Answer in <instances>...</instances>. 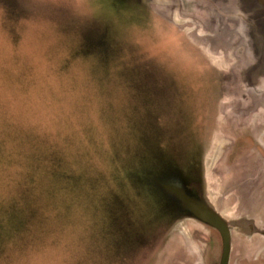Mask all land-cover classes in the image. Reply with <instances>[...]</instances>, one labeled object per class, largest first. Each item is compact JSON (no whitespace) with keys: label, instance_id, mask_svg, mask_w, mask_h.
I'll list each match as a JSON object with an SVG mask.
<instances>
[{"label":"rangeland","instance_id":"1","mask_svg":"<svg viewBox=\"0 0 264 264\" xmlns=\"http://www.w3.org/2000/svg\"><path fill=\"white\" fill-rule=\"evenodd\" d=\"M97 2L99 15L82 32L77 55L97 53L106 66L127 57L144 70L121 73L133 81L144 110L129 121V138L110 140L107 166L101 161L92 174L69 166L58 152L44 155L30 137L17 145L14 129L0 140V158L6 153L12 167L14 146L27 143L39 153L32 157L37 169L50 166L56 181L81 192L106 187L108 197L100 204L119 264H219V233L179 217L184 207L162 184L179 182L187 189L203 178L206 200L223 218L264 227V69L246 68L264 57V0H247L252 17L241 0ZM24 4L0 0L13 43L19 37L9 24L27 18ZM60 23L64 30L70 27L66 19ZM149 47L179 53L187 75L178 79L148 59ZM36 184L35 172L29 173L18 198L0 207V258L38 224L32 206L41 198ZM232 240L231 264H259L255 259L264 258V236L233 233Z\"/></svg>","mask_w":264,"mask_h":264},{"label":"clouds","instance_id":"2","mask_svg":"<svg viewBox=\"0 0 264 264\" xmlns=\"http://www.w3.org/2000/svg\"><path fill=\"white\" fill-rule=\"evenodd\" d=\"M24 7L27 18L9 24L19 37L16 43L3 26L0 9V140L14 129L17 145L30 137L44 155L58 152L69 166L92 174L101 161L107 166L109 141L128 139L129 121L143 115L133 81L121 73L144 70L127 57L106 66L97 53L77 55L84 45L82 32L99 15L97 0H25ZM62 18L70 25L67 30ZM146 50L148 59L155 58L178 79L187 75L179 53ZM14 152L12 167L6 153L0 158V207L7 209L26 176L35 172L33 187L41 198L32 206L38 224L0 264H119L100 204L108 197L107 188L73 189L56 181L50 166L37 169L35 148L24 143L14 146ZM65 208L70 210L65 213Z\"/></svg>","mask_w":264,"mask_h":264},{"label":"water","instance_id":"3","mask_svg":"<svg viewBox=\"0 0 264 264\" xmlns=\"http://www.w3.org/2000/svg\"><path fill=\"white\" fill-rule=\"evenodd\" d=\"M162 187L167 193L174 195L180 201L185 211H188L193 218L203 224L217 230L222 241V253L220 264H230L232 253V235L230 222L218 211L209 201L196 200L188 194L182 183H163ZM207 191V190H206Z\"/></svg>","mask_w":264,"mask_h":264},{"label":"flooded vegetation","instance_id":"4","mask_svg":"<svg viewBox=\"0 0 264 264\" xmlns=\"http://www.w3.org/2000/svg\"><path fill=\"white\" fill-rule=\"evenodd\" d=\"M241 1L243 3V7L248 12V16L252 17L251 16L252 15L251 14L252 10H251V8L248 5L249 2H247V0H241ZM250 19H252V18H250ZM263 28H264L263 25H261L260 29L262 30ZM247 48H248V46H247ZM248 65L249 66H246V68L251 69V70L255 69V71H259V68L264 69V57H262L260 64L250 62ZM190 185H188L187 189H186L188 194L192 195V197L196 198V200H202L203 201V200L207 199L205 187H204V184H203V178H202L201 183L197 184L196 187L193 185V183H192L191 187H190ZM178 216L179 217L183 216V218L192 219V220H195V221H197L199 223H202L201 221H198L195 218H193L192 215L188 211H185L183 213H179ZM202 225L210 227V226H208L206 224H203V223H202ZM230 228L233 231V233H235L236 236L239 237V238H246V236H248V235H254V236L261 235V236H264V227H258V224H256L255 222H251V221L248 222V225H244L242 227L239 224H237V221H230ZM242 230H246V232H243ZM248 230H250V232H248ZM219 238L221 240L220 234H219ZM221 248H222V241H221ZM220 259H221V255H220ZM263 260H264V258L257 259V260L255 259V262L259 263V264H264Z\"/></svg>","mask_w":264,"mask_h":264},{"label":"crops","instance_id":"5","mask_svg":"<svg viewBox=\"0 0 264 264\" xmlns=\"http://www.w3.org/2000/svg\"><path fill=\"white\" fill-rule=\"evenodd\" d=\"M233 236V235H232ZM235 236V235H234ZM230 264H231V257H230Z\"/></svg>","mask_w":264,"mask_h":264}]
</instances>
